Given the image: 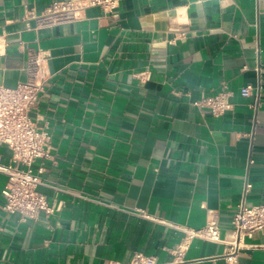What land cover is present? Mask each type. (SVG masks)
<instances>
[{"label": "crops", "instance_id": "1", "mask_svg": "<svg viewBox=\"0 0 264 264\" xmlns=\"http://www.w3.org/2000/svg\"><path fill=\"white\" fill-rule=\"evenodd\" d=\"M61 1L0 0V84L42 83L49 156L30 170L53 208L6 212L0 171V264H264V224L231 223L242 199L264 205V0H114L55 21ZM0 164L25 168L1 143ZM211 215L219 241L190 234Z\"/></svg>", "mask_w": 264, "mask_h": 264}, {"label": "built area", "instance_id": "2", "mask_svg": "<svg viewBox=\"0 0 264 264\" xmlns=\"http://www.w3.org/2000/svg\"><path fill=\"white\" fill-rule=\"evenodd\" d=\"M86 5H99L104 10L114 6V0H87L81 4L80 0H64L57 2L48 9V13L55 21L70 19L75 16L74 11ZM33 58L31 63L37 64ZM35 77V76H34ZM42 83L34 78L18 83L15 87H5L0 84V143L11 150V160L24 165L25 168L0 164V171L7 175V180L1 190L4 199L3 208L6 212H19L22 215L35 217L43 210L46 214L53 211L42 193L37 190L38 185H47L37 174H33L30 165L36 159L49 156V136L47 132L36 126L31 118L35 109L38 93ZM251 87L244 86L240 89L242 96L250 94ZM226 92L204 98V104L213 112H219L227 106ZM195 104H200L195 102ZM248 184L245 185L246 188ZM244 190V192H245ZM56 208H59L57 205ZM234 234L237 238L249 234L255 228L264 224V205L247 207L244 199L237 206L232 218ZM206 240L219 241L218 226L214 216L206 220L201 230L190 232ZM238 247L236 239L231 242L230 248L235 251ZM148 258L136 254L130 264H150ZM120 264V263H116Z\"/></svg>", "mask_w": 264, "mask_h": 264}]
</instances>
